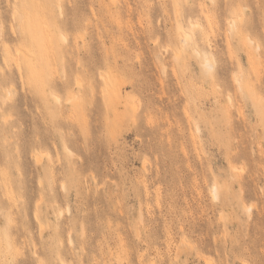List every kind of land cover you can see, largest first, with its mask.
<instances>
[{
	"label": "rangeland",
	"instance_id": "obj_1",
	"mask_svg": "<svg viewBox=\"0 0 264 264\" xmlns=\"http://www.w3.org/2000/svg\"><path fill=\"white\" fill-rule=\"evenodd\" d=\"M0 264H264V0H0Z\"/></svg>",
	"mask_w": 264,
	"mask_h": 264
},
{
	"label": "bare ground",
	"instance_id": "obj_2",
	"mask_svg": "<svg viewBox=\"0 0 264 264\" xmlns=\"http://www.w3.org/2000/svg\"><path fill=\"white\" fill-rule=\"evenodd\" d=\"M230 25H231V28H234V21H233V20H232V23H231ZM192 27L195 28L196 25L194 24V25H192ZM190 38H191V35H190L189 33H186L185 36H184V38H183V42L188 41ZM64 39H65V38H64ZM61 41H62V40H61ZM249 43H251V42H249ZM204 67L207 68V69H209V68L212 67L210 60H208V59L205 60ZM239 89H242L240 83H239ZM105 91L108 92L107 90H105ZM53 100H54L55 102H58V99H57V97H55V96H53ZM36 157H37V156H36ZM36 157H35V158H36ZM38 158H39V157H38ZM35 160H36V159H35ZM37 160H38V159H37ZM37 160H36V162H38ZM213 195H214V198L217 196V194H216V187H213ZM248 210H249V209H248ZM60 263H61V262H60Z\"/></svg>",
	"mask_w": 264,
	"mask_h": 264
}]
</instances>
